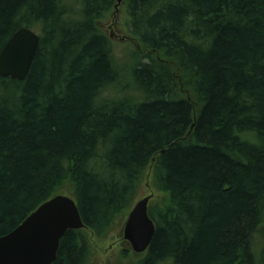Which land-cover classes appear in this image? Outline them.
Segmentation results:
<instances>
[{"label":"trees","instance_id":"trees-1","mask_svg":"<svg viewBox=\"0 0 264 264\" xmlns=\"http://www.w3.org/2000/svg\"><path fill=\"white\" fill-rule=\"evenodd\" d=\"M20 26L39 44L0 76V235L66 193L84 227L51 264H88L148 176L155 230L124 264H264V0H0V50Z\"/></svg>","mask_w":264,"mask_h":264},{"label":"water","instance_id":"water-1","mask_svg":"<svg viewBox=\"0 0 264 264\" xmlns=\"http://www.w3.org/2000/svg\"><path fill=\"white\" fill-rule=\"evenodd\" d=\"M38 44L39 34L34 29L17 28L0 50V76L23 79ZM150 196H137L122 224V238L135 253L145 251L155 230L148 214ZM82 227L84 223L74 198L56 193L38 204L13 229L0 235V264H51L67 229Z\"/></svg>","mask_w":264,"mask_h":264},{"label":"rangeland","instance_id":"rangeland-1","mask_svg":"<svg viewBox=\"0 0 264 264\" xmlns=\"http://www.w3.org/2000/svg\"><path fill=\"white\" fill-rule=\"evenodd\" d=\"M108 17H105L101 24L102 28L111 37L113 50L118 58V62L125 60L130 61V53L136 47V43L127 37V31L124 28L121 19H124L125 13L122 8V2H116V6L110 11ZM152 191V187L148 184V176L142 177V183L139 188V195H146ZM159 192L155 191V194ZM153 194V193H152ZM155 198L149 199L151 202ZM149 203V202H148ZM127 212V211H126ZM126 212H119L118 218L105 233L96 235L88 231L89 241L91 244L90 256L88 264H124L132 256L131 251H127V255L123 256L122 249L127 247L125 240L122 238L121 229ZM123 213V214H122ZM126 254V253H125Z\"/></svg>","mask_w":264,"mask_h":264}]
</instances>
